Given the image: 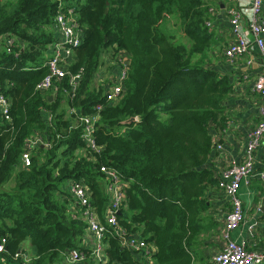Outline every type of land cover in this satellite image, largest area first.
<instances>
[{
  "label": "trees",
  "instance_id": "1",
  "mask_svg": "<svg viewBox=\"0 0 264 264\" xmlns=\"http://www.w3.org/2000/svg\"><path fill=\"white\" fill-rule=\"evenodd\" d=\"M59 13L74 17L83 33L70 67L82 72L74 95L69 76L56 90L38 88ZM173 18L186 42L169 27ZM209 20L206 0H0V94L10 103L9 119L0 114V236L7 238L0 264H63L74 248L90 252L82 244L84 208L72 209L64 184L81 182L106 223L103 165L124 183L117 226L155 244L153 264H194L205 196L217 183L206 167L213 130L226 125L224 101L233 90L206 59L215 43ZM106 51L129 57L125 91L114 101L95 85ZM96 113L99 152L87 145L79 118ZM37 135L46 144L31 147L24 167L21 153ZM26 240L34 249L28 263ZM104 242V264H142L114 227Z\"/></svg>",
  "mask_w": 264,
  "mask_h": 264
},
{
  "label": "built area",
  "instance_id": "2",
  "mask_svg": "<svg viewBox=\"0 0 264 264\" xmlns=\"http://www.w3.org/2000/svg\"><path fill=\"white\" fill-rule=\"evenodd\" d=\"M264 0H236V5L229 10L230 21L234 39L226 47L225 54L231 60L248 53L257 52L264 66V21L261 19L262 5ZM57 39L51 46V56L46 62L48 74L38 84L42 91L49 92L56 90L58 84L66 76L70 77L73 95L80 85L82 72L72 73L70 67L74 62V53L77 47L82 44L83 33L79 23L72 16L59 13L56 17ZM13 39H7L8 45H12ZM110 62H113L117 74L106 77V88L108 100H116L125 91V79L129 67V57L126 52H119L111 55ZM101 66V65H100ZM103 70L99 68L96 79H100ZM256 91L261 95L262 101L259 109V120L257 125L249 133L244 159L241 163L235 164L222 171L218 179L219 188L229 197L231 210L227 214L223 227L225 244L221 251L213 256L214 264H264V249H249L245 239H234L232 233L247 222L246 212L240 197L242 182L249 183L253 177L261 179L264 185V169L257 170L255 154L258 149L264 150V75H261L255 83ZM9 100L0 94V114L9 119ZM98 106L97 110H100ZM70 113H75L71 108ZM83 126V138L87 145L94 151H101L102 147L97 144L94 132L99 115L90 114L79 117ZM46 144L39 135L29 138L27 149L21 153V162L24 167L32 163V149L38 144ZM215 144V141H214ZM217 150L222 149V144H216ZM101 171L105 173L108 180L107 187L110 193L109 210L106 214V223L100 222L92 204L90 203L89 191L81 182H70V193L72 194V209H83L84 216L88 222L87 236L83 240V246L90 252L74 248L65 257L63 264H104L106 262V245L104 239L108 226L115 228V232L123 240V245L128 247L134 255L140 259L142 264H153L154 244L148 242L138 235L128 236L124 228L117 226V214L120 211V204L124 198V183L118 173L108 166L103 165ZM73 203V205H72ZM255 224L249 225L250 236L253 235ZM7 238L0 236V252L6 251ZM18 253H21V249ZM18 255V254H17ZM21 256L25 262L32 258L27 252Z\"/></svg>",
  "mask_w": 264,
  "mask_h": 264
},
{
  "label": "crops",
  "instance_id": "3",
  "mask_svg": "<svg viewBox=\"0 0 264 264\" xmlns=\"http://www.w3.org/2000/svg\"><path fill=\"white\" fill-rule=\"evenodd\" d=\"M206 2L209 6V25L215 37V43L207 52L206 59L210 66L229 76L233 90L224 101L228 121L224 127L219 126L213 130L215 144L206 167L212 171L217 183L209 187L205 196L207 209L201 216V233L192 244L194 264H214L213 256L221 251L225 244L223 227L231 210V203L229 197L219 188L218 179L222 171L241 163L244 159L249 133L257 125L262 101L261 95L255 89V83L264 75V66L257 52L244 54L235 60L229 59L225 54L226 47L234 39L229 10L236 5V0ZM261 19L264 21V1ZM115 74L117 72L113 75ZM97 80L95 79V84ZM218 143L222 144L220 150L215 148ZM255 161L258 171L264 169L263 149L256 151ZM65 188L70 191V183H67ZM105 189L110 197L107 183ZM239 194L247 222L241 229L234 231L232 236L237 240L245 239L249 249H264V185L261 179L253 177L249 183L243 180ZM250 224H255L252 236L249 231ZM155 253L156 246L153 258ZM31 254L34 255V249ZM29 256L31 257L30 254Z\"/></svg>",
  "mask_w": 264,
  "mask_h": 264
},
{
  "label": "rangeland",
  "instance_id": "4",
  "mask_svg": "<svg viewBox=\"0 0 264 264\" xmlns=\"http://www.w3.org/2000/svg\"><path fill=\"white\" fill-rule=\"evenodd\" d=\"M175 22L177 25H174ZM170 26H172V29H173L174 33L176 34L177 39L180 41H185L186 38L184 37L183 33L180 30L179 22L177 20H174V18H173V19H171V23L169 24V27ZM174 26H176V27H174ZM110 54H111L110 52L106 51L102 56V61L100 63V65H101L100 69L103 70V72H102L103 74H102L101 78L96 81V84H95L96 87H100L102 84L106 83V80H105L106 77H111L114 74V72H117L116 68L114 66L115 64L113 62L109 61V58H111ZM13 184L14 183H11L10 186ZM66 185H67V182L64 184V187ZM23 248H25V250H26L25 252L30 254L32 257L31 252L33 251V247H32L31 242L29 240L24 241ZM195 254L197 255V252H195ZM199 256L200 255H198V257Z\"/></svg>",
  "mask_w": 264,
  "mask_h": 264
},
{
  "label": "water",
  "instance_id": "5",
  "mask_svg": "<svg viewBox=\"0 0 264 264\" xmlns=\"http://www.w3.org/2000/svg\"><path fill=\"white\" fill-rule=\"evenodd\" d=\"M106 11H107V9H106ZM50 98L52 99V96H51ZM132 120H136V118H131V119L128 120L127 122L132 121ZM118 213L120 214L121 212L119 211Z\"/></svg>",
  "mask_w": 264,
  "mask_h": 264
}]
</instances>
